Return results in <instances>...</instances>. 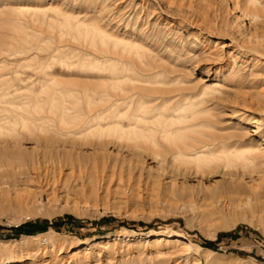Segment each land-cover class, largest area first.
I'll list each match as a JSON object with an SVG mask.
<instances>
[{"label":"rangeland","instance_id":"1","mask_svg":"<svg viewBox=\"0 0 264 264\" xmlns=\"http://www.w3.org/2000/svg\"><path fill=\"white\" fill-rule=\"evenodd\" d=\"M0 67L57 99L29 125L57 141L53 161L26 132L0 150V264H264V0H0ZM116 82L134 101L126 127L144 107V149L88 132L106 108L88 98ZM190 105L184 125L206 158H155ZM250 149L257 168H225Z\"/></svg>","mask_w":264,"mask_h":264},{"label":"bare ground","instance_id":"2","mask_svg":"<svg viewBox=\"0 0 264 264\" xmlns=\"http://www.w3.org/2000/svg\"><path fill=\"white\" fill-rule=\"evenodd\" d=\"M251 2H253L254 5L258 4V0H254V1L251 0ZM259 5H260V3H259ZM23 10H28V9L25 7V9H23ZM12 79L18 80V81H25V79H21V78H10L8 76L0 75V150L1 149H4V150L5 149H11V148L14 149V148L20 147L22 145V143H20L18 141L23 138V133L24 132H26L27 135L28 134L30 135V136L28 135V138L31 137V136H32L31 138H34L35 135H33V134H35V133H34V131H31L29 125L31 123L37 124L36 122L43 120L45 118V114H46L45 104H47V102H50V101L53 102V101L57 100L54 97V95L50 94L49 92H47V91H45L43 89L42 90L40 89L39 92H34L32 90H29V88H28V90L26 89V90L23 91L22 88L14 86V84H13L14 80H12ZM80 82L81 81H79V83ZM66 83H68V82H66ZM69 83L70 84H66V87H69L67 85H71L72 84L70 81H69ZM74 83H76V82H74ZM83 83L85 84L86 82H83ZM89 83H91V82H89ZM98 83H103V82H98ZM82 84H80V85H82ZM94 84H96V83H94ZM73 85H76V84H73ZM80 85H78V86H80ZM92 85H93V83H92ZM119 85L120 84L118 82L110 84V86L114 89V92L109 90V89H107V88H103V89H100V90L99 89H95L93 91V93H94L93 97L88 98V101H91L92 99H94V96L97 94V95H99L98 98H100V101H104L105 102L104 106L106 107V108H103L102 110L97 111L91 117H89L91 119V120L88 119L89 121L93 120V121H96V122L94 124H92V125L90 124L91 126L87 124L88 127L90 126L89 129H88L89 130L88 132L92 133V132H94L96 130H99L100 132H103L104 130H110L112 132V134H114V137L116 138L117 142H122V143L126 142V143H128L127 144L128 150L131 149V148L144 149L145 148L144 147L145 143H143V141H142L143 137H144L143 134H142V131L144 129L140 130L138 132V129H141L140 128L141 124H143L145 122V120H146V116H145V113H144V111H145L144 107H142L143 106L142 105V106H139L136 109H134V111L132 113L129 112V113H131V115L129 116V126L126 127L125 124L123 123V121L122 122L120 121V118H121V115H122L121 114L122 113L121 112V107L123 105H128L130 103H133L134 101L128 102L130 100V97H129L130 89L129 90L126 89L127 91L125 89H121L120 90L119 89L120 88ZM71 87H74V86H71ZM95 87H97V84H96ZM163 88L164 87H162V89H160V90L163 91ZM89 90H90V88L88 87V89H86V92H85V93H87V95H88V93L91 92ZM108 90L113 92V93H108ZM27 91H29L30 93L29 92L25 93ZM79 91H81V90H79ZM131 91H132V89H131ZM162 91H161V93H162ZM60 92H62V91H60ZM82 92H84V91H82ZM159 92H158V94H159ZM89 97H90V95H89ZM157 98H159V97H157ZM189 101H187V102H189ZM174 105H176V104H174ZM32 106H34V111H32L30 109ZM37 108H39L40 111H38ZM91 110H94V109H91ZM122 111H123V109H122ZM149 111H150V109H149ZM174 113H176L178 115V117L176 119H173L172 123L173 124L176 123L178 128L173 130V131H171V129H169V128L161 130L162 132H164V134L162 136H163V138L165 140L168 139V138H171V139L173 138L174 140L169 143L168 147H165L164 151H161L162 149H160L158 147V144H155L154 149H152L153 156L155 158L160 159L162 161L163 160L162 157L165 155V153L171 152L174 155V159H176L175 161H177V160L180 161L185 156H186V158H188V161H189V159L190 160L192 159V161H198L199 162V161L205 159L206 158V156H205L206 153L204 151L206 150L207 144L204 143V141L201 140L204 143V145L202 147H205V148L201 149V148L195 147L196 146L195 143L197 144V142H200V139H199V141L196 140L197 139L196 137H195V139H193L194 136L193 137L191 136L192 137L191 138L188 135L189 128L187 127V124L184 125L186 123V121H188L190 119H193V118H195L198 115L199 110L197 109V107L195 105L178 106V107H176L174 109ZM34 114H35V116H34ZM105 119H109L110 120L109 123H108V126L106 128H104L102 126V123H101V120H105ZM161 120H164V119L162 118ZM157 121H158V119H157ZM170 121H171V119H170ZM83 123L85 124V122H83ZM169 124H170V122H169ZM167 125H168V123H167ZM193 125H195V124H193ZM188 126H189V124H188ZM84 127L85 126L83 125V128ZM172 129H174V128L172 127ZM40 130L44 131L42 125H41V129ZM131 132L133 133V135L135 134L134 137H130V136L128 137V135ZM137 133H139V134L137 135ZM39 136L40 135H36L35 136L36 137L35 140L37 139V142H38V144L36 146V149L38 150L37 151L38 153H36V155L40 154V149H44L43 155L45 157H47L48 154H49L50 157H51V158L49 157L50 158L49 161L50 160L53 161L54 159H53V156L51 154L56 152V150L51 153L50 150L47 151L48 150L47 148L50 145L49 143L52 142L51 144L55 145L57 141L54 142V139H52L53 141H50L51 137L50 138H46L47 136L46 137L43 136L44 138L42 139V137H39ZM125 136H127V137H125ZM158 136H159V134H158ZM156 138H158V137H156ZM165 140H163V141H165ZM64 141H66V140H64ZM71 146H73L72 143H71ZM76 146H77V144H76ZM164 146H165V144H164ZM193 147H195V148H193ZM50 148H52V146H50ZM122 148H124V147H122ZM148 148H149V151H150V148H151L150 145L148 146ZM191 148H193V150H194L193 155H191L192 152L189 151V150H191ZM58 149H57V151H58ZM60 149H61V147H60ZM146 149H147V147H146ZM141 151H143V150H141ZM135 152H138V151H135ZM229 153H231V152H229ZM241 154H243V156H241L238 160L228 161V163L225 165V168H231V167L234 168V167H240L241 166L244 169H246V168L255 169V168L258 167V150L257 149H250V150H247V151H242ZM41 155H42V153H41ZM59 155H61V153ZM230 160H232V159H230ZM23 161H24V158H23ZM163 162H164V160H163ZM198 167H199V165H198ZM199 168H198V170H200ZM169 239H170V241H172L174 238L170 237ZM162 240L163 239L161 237L155 238L154 239V243L159 244V243L162 242ZM115 241H117V238L115 239ZM179 242H181V240L178 239V238L173 241L174 244L175 243L177 244ZM109 244H110V241H107V242L100 243L98 245H99L100 248H102V247L106 248V247H108ZM182 244H184V246L186 247L187 242H182ZM89 250L90 249L86 248L85 251H84V254H86V255L89 254ZM75 254H76L75 257H77V256L81 255V252H76ZM19 264H22V263H19Z\"/></svg>","mask_w":264,"mask_h":264}]
</instances>
